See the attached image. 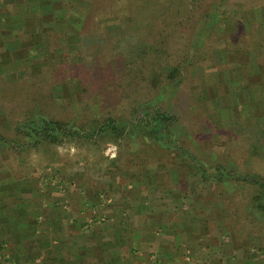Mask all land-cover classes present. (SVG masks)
Segmentation results:
<instances>
[{
	"label": "rangeland",
	"instance_id": "obj_1",
	"mask_svg": "<svg viewBox=\"0 0 264 264\" xmlns=\"http://www.w3.org/2000/svg\"><path fill=\"white\" fill-rule=\"evenodd\" d=\"M183 1L0 0V134L40 116L119 119L124 106L175 118L169 150L140 134L0 143V264H14L1 243L29 222L43 227L37 264H264L257 192L217 178L264 179V0L232 5L219 23L203 20L208 0L186 27ZM167 43L177 88L140 80Z\"/></svg>",
	"mask_w": 264,
	"mask_h": 264
},
{
	"label": "trees",
	"instance_id": "obj_2",
	"mask_svg": "<svg viewBox=\"0 0 264 264\" xmlns=\"http://www.w3.org/2000/svg\"><path fill=\"white\" fill-rule=\"evenodd\" d=\"M210 1L211 11L208 10L203 20L208 21L209 19H211V21H216L217 23L221 21L220 19L222 17L228 15V8L232 5L237 7L242 6L245 11H250L253 10V8L259 7L256 0ZM207 2L208 0H184L182 3L184 23H180V25L182 24L185 27L191 25L193 26V24H191L190 22L192 21L194 15L198 12L201 13V9H204L206 7ZM165 23L170 22L165 19ZM165 23L164 26L166 28L171 26L170 24L167 25ZM158 47L159 46L157 45V48ZM164 47V51H166V53L164 52L163 55L153 57L150 56L146 59H143L142 63L144 69L147 75H150V77H146V74H142L140 80L144 81L146 79V83H150L151 85V76L156 75L160 80L166 79V81H168L171 86L177 88L182 81L181 69L176 64H174L175 62L173 61V55L175 54H173V51L168 50L169 44L167 43V45H165ZM103 84H105L106 88H108V81L104 82ZM130 107L131 106H124V115L119 117V119H115L109 116L103 122L95 119L94 121L84 123L81 126L70 125L58 121L55 122L49 120L44 116L31 119L29 118L26 119V121L23 120L22 123H14V138L9 139L6 136L0 134V143H2L4 147H7L9 150L14 151L20 148H36L39 145L59 146L69 138L73 140L85 139L91 141L96 139V137L98 136L109 135L113 136L116 140H130L129 136L140 134L139 140L143 138L152 139L153 145H155L157 148V143L163 142L166 139V141L168 142L166 149L169 150L173 140V123L175 121V118L165 112H162L160 109H149L148 111L153 112L147 114L144 113L143 115L140 114L139 119H137L136 116H138V114L136 113L135 107H133L132 109H130ZM130 116L131 118L128 119V117ZM161 128H163L164 131H162ZM145 146L147 145H145L144 143H140V151L132 153V156H140L139 158L143 159V157H141L143 154L142 148H144ZM131 151V149H129L130 153L127 151V154H129L130 157ZM177 152H181L183 159H188L191 166H196V161L190 153L183 152V150L179 148H177ZM184 161L187 160H183V162ZM199 167L201 168V166ZM217 178L220 182H224V179H229L233 183H242L243 186H249L253 188L254 191L257 192V194L255 193L256 195L254 196L252 202H254V205L257 208V214L260 216V218L261 216L264 218V179L255 176L237 178L228 172L218 174ZM33 224H31V222L23 223V225L22 223H18L15 235L13 237H9L8 239L5 238V240L1 243L2 249H4V246H6L8 243H11L14 252V264H37L35 261V252L41 247L39 238H41L43 227L41 223H39V227L35 229L33 227ZM121 241L122 240L119 239L118 243H120ZM127 246L129 245L127 244ZM8 247L9 246L7 245V248ZM55 252V255L52 256V259L48 260L52 261L56 259L55 257L58 258L57 254H59L60 252Z\"/></svg>",
	"mask_w": 264,
	"mask_h": 264
}]
</instances>
